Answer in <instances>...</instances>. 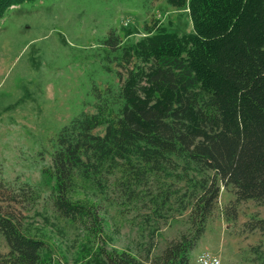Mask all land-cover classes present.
Segmentation results:
<instances>
[{
    "label": "trees",
    "instance_id": "obj_1",
    "mask_svg": "<svg viewBox=\"0 0 264 264\" xmlns=\"http://www.w3.org/2000/svg\"><path fill=\"white\" fill-rule=\"evenodd\" d=\"M33 1L0 0V19ZM166 2L188 10L193 30L171 33L152 19L130 44L116 29L99 39L115 54L118 83L98 90L89 104L94 113L84 108L51 139L52 167L44 172L55 180V211L99 238L104 228L97 210L71 196L78 180L102 189L107 177L120 174L118 184L135 199L148 178L184 169L191 181L200 178L192 181L191 228L157 257L108 251L102 237L85 264H191L222 186L233 189L235 205L264 206V0ZM4 189L1 183L0 194L17 202L19 195ZM171 196L163 191L152 197L154 212L164 210ZM14 210L0 206V234L9 247L0 264H55L47 243L27 234ZM226 217L236 220V208ZM247 227L264 236V219Z\"/></svg>",
    "mask_w": 264,
    "mask_h": 264
},
{
    "label": "rangeland",
    "instance_id": "obj_2",
    "mask_svg": "<svg viewBox=\"0 0 264 264\" xmlns=\"http://www.w3.org/2000/svg\"><path fill=\"white\" fill-rule=\"evenodd\" d=\"M152 19L171 33L193 30L188 10L171 8L166 0H37L13 6L0 19V184L5 195H19L13 203L0 194V206L16 210L25 232L47 243L55 264H85L102 237L108 251L157 257L191 228L192 181L200 178L191 181L184 169L148 178L135 199L118 184L120 174L107 177L102 189L78 180L71 196L97 210L104 228L99 238L55 211V180L44 172L52 167L51 139L84 108L94 113L89 105L94 95L118 83L113 71L120 69L111 64L115 54L99 39L116 29L130 44ZM163 191L172 194L171 200L154 212L150 199ZM235 200L233 189L222 186L191 264L203 251L223 264H264V236L247 227L255 218L264 219V206L254 201L235 205ZM234 208L237 219L228 220ZM8 253L0 234V255Z\"/></svg>",
    "mask_w": 264,
    "mask_h": 264
},
{
    "label": "built area",
    "instance_id": "obj_3",
    "mask_svg": "<svg viewBox=\"0 0 264 264\" xmlns=\"http://www.w3.org/2000/svg\"><path fill=\"white\" fill-rule=\"evenodd\" d=\"M195 264H223L221 258L209 251H203L196 258Z\"/></svg>",
    "mask_w": 264,
    "mask_h": 264
}]
</instances>
